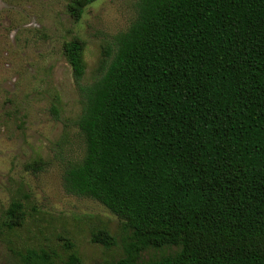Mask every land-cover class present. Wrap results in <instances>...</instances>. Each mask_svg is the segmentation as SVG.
Wrapping results in <instances>:
<instances>
[{
	"label": "trees",
	"instance_id": "16d2710c",
	"mask_svg": "<svg viewBox=\"0 0 264 264\" xmlns=\"http://www.w3.org/2000/svg\"><path fill=\"white\" fill-rule=\"evenodd\" d=\"M98 0H70L79 21ZM86 44L64 55L80 86L82 158L63 172L67 194L99 202L129 232L110 264H264V0H137L97 76L82 84ZM13 200L9 233L25 226ZM92 242L114 246L99 230ZM176 247L157 260L148 249ZM63 264H83L69 243ZM29 249L16 264H56Z\"/></svg>",
	"mask_w": 264,
	"mask_h": 264
},
{
	"label": "rangeland",
	"instance_id": "374dc122",
	"mask_svg": "<svg viewBox=\"0 0 264 264\" xmlns=\"http://www.w3.org/2000/svg\"><path fill=\"white\" fill-rule=\"evenodd\" d=\"M70 0H0V264H16L26 250H48L63 264L69 243L83 264L125 258L129 232L102 204L67 194L65 167L80 158L84 144L76 125L83 109L80 86L64 55L74 38L86 44L82 84L98 74L113 37L136 17L137 0H98L79 21ZM13 200L27 208L24 227L9 233L5 212ZM107 229L116 244L92 242ZM176 247L148 249L139 261L157 260Z\"/></svg>",
	"mask_w": 264,
	"mask_h": 264
}]
</instances>
